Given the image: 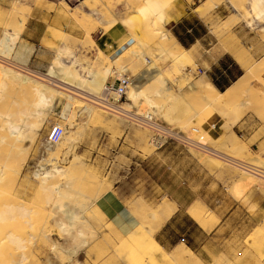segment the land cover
I'll return each instance as SVG.
<instances>
[{
	"label": "rangeland",
	"instance_id": "1",
	"mask_svg": "<svg viewBox=\"0 0 264 264\" xmlns=\"http://www.w3.org/2000/svg\"><path fill=\"white\" fill-rule=\"evenodd\" d=\"M83 1L79 0L74 6L71 5L74 8L73 11L61 0V6L67 15L72 17L78 34L73 35L68 31V34H64L50 30L52 38L60 41L62 46L65 45V49H60L59 44H49L55 48L54 57L61 53L62 59L67 63L63 64L68 66L72 73H81L79 75L86 78L89 76L87 73L89 70L108 69V80L111 77H118L115 72L121 71L123 66L133 62L131 72H127L131 73V76L133 75V86L146 85L147 88L144 90L148 94L152 91L153 101L151 104H146L141 101L142 99L138 100L134 105L137 112L140 109L145 111L144 113L149 112L156 117L153 111L161 109L163 113L157 114L155 119L162 125L182 132L184 137L198 141L233 159L264 168V73L250 77L249 70L264 59V53L253 57L256 47L255 38L257 39L256 43L260 44L261 40L264 45V36L260 37L258 30L249 27V25H254L253 17L256 15L255 12L250 14V10L245 5L247 0L232 1L231 5L235 6H233L234 11L227 0H213L214 3L210 0L212 2L205 4H203L205 0H188L192 2V9L200 6L195 13L205 15L202 18L211 28L208 42L209 46L214 48L213 51L222 53V43L234 44L235 38H238L241 47L244 48L241 52L237 46H232L236 56L241 52L247 58L245 59L246 73L244 76L246 79L245 93L240 96L241 99L238 97V100L247 101L251 106L247 105V108L242 107L237 110L241 116L234 125L230 124L235 117V114L232 113L234 110L229 111L227 107L219 106L204 107V103L198 95V97H193L194 93L186 92L188 85L194 83L201 75L194 63H185L182 59H186V57L174 59L169 55H164L165 57L160 59L156 54L159 55L161 52H152L148 49L156 39L158 40L159 32L167 30L166 27L171 28L172 20L177 17L172 14L181 7V0H88L82 5ZM37 3L38 0L14 1L8 13L7 22L0 32L4 34L2 36L4 42L2 45L0 44V55L7 58V62L0 63V65L18 72L21 71L22 74H32L31 77L36 80L38 78L36 76L46 74L49 67L42 72H36L26 67L18 70L12 54L22 32L23 24L21 23H25L29 13L26 4L30 7ZM79 4L81 6H78ZM142 7L146 9L142 11ZM235 8L239 12L241 11L240 13L244 14L247 19L244 20L245 18L241 19L236 16ZM130 16L135 17L134 20ZM125 17L128 19L124 26L121 24V18ZM259 21L263 22L264 20ZM118 29L124 34L116 40L112 38V32ZM236 30H242L238 37L234 34ZM8 39L11 40L8 41ZM209 46L208 48H210ZM170 47L171 43L168 42L165 48L169 49ZM118 49H120V53H117ZM242 55L238 57L239 61H242L243 58L240 59ZM261 56L263 57L261 58ZM144 59L149 63H146ZM156 72H160L172 86L173 95L183 91L178 102L168 104L156 93L155 90L161 87L160 83L153 80V75ZM37 73L39 74L37 75ZM148 82L152 84L149 85ZM9 94H6V97H0L1 111H6L11 103L8 96L11 97L12 94ZM64 98L57 96V103L54 104L53 110L46 117L45 122L38 128L39 133L34 137L32 145H28L23 151L15 152L12 161L11 159L8 161V168L5 170L8 180L14 179L19 172L20 175L15 189H13V185L11 186L12 183L8 184L11 187L7 185L11 194L8 195L10 198L8 196L5 198V201L13 205L16 196L24 201L26 210L29 209L32 212L26 217H19L23 211H16L12 207L4 208L5 211L2 209L1 213L4 211V215L0 217L2 218L0 223H7L5 226H8L4 227V232L11 230L15 236H21L23 247L18 248L14 244L8 243L10 248L2 249L1 256L6 258L12 252H15L16 255L23 253L27 257L25 264H49L46 259L48 258L46 256L48 249L44 248L39 234L40 230L52 226L49 222L52 221V218L46 209L53 203L54 197L52 191L42 189L39 180L33 176V173L46 168L50 153L55 151L59 164L63 166H69L75 162L78 164L77 175L73 180L76 194L70 195L67 200H64L65 202L77 206L86 205L96 195L103 196L107 191H118L121 197L129 198L131 201L144 199L150 207H155L164 200L171 201V196L183 202L192 199L201 200L206 205H194L191 208L200 207L206 211L211 225L217 223L215 213L225 216L222 238L235 240V242L226 245H231L232 248H241L244 253L247 252L245 264H264V232H259L261 226L264 225V192L260 185L257 186L258 183H255V186L254 184L250 185L249 189H244L246 191L242 192L243 195H241L242 193L235 195L234 184L241 179L240 176L242 179L248 177L243 176L242 170L200 151L194 145L169 142L157 149V146L152 143L153 131L151 129L141 127L142 125L139 127L135 123H130L126 118L111 114L99 107L97 109L99 117H92L80 122L75 115L74 105ZM186 107L187 110H185ZM20 109L22 107L13 106L9 111L21 114ZM190 109H194V112ZM54 124L65 128L70 136V141L59 140L54 145L48 143L47 137ZM236 125L245 127L248 135H242L243 131L234 128ZM207 126L211 131L206 128ZM2 149L10 150L6 145ZM66 153L68 154L66 155ZM66 157L70 160L66 161ZM104 188H106V192ZM18 212L19 215H17ZM97 212L91 215L95 221L94 229L98 233L100 232L96 243H91L71 261L67 262L66 260L65 264H74L75 262L77 264H116L121 258L118 255L123 254L124 248L117 246L116 242L118 241L114 239L115 236L110 234L111 231L108 232L110 228L99 220L104 216L102 214L98 216ZM43 213H47L49 216L46 218ZM11 215L15 217L13 221L9 220L13 218ZM103 235L107 237V241ZM122 241L123 239L119 241L120 245ZM219 245V243L215 244L217 248ZM226 245H223L221 250ZM149 260L150 263L155 264L154 260ZM218 261L236 264L226 257L215 259L212 264H220L215 263Z\"/></svg>",
	"mask_w": 264,
	"mask_h": 264
},
{
	"label": "bare ground",
	"instance_id": "2",
	"mask_svg": "<svg viewBox=\"0 0 264 264\" xmlns=\"http://www.w3.org/2000/svg\"><path fill=\"white\" fill-rule=\"evenodd\" d=\"M86 1L88 0H84L83 2H81V4L84 5ZM212 1H208V2H212ZM212 3H214V1ZM164 4H166V2H164ZM212 7L214 6L212 5ZM144 9L146 8L142 7V11H144ZM197 11L198 9L196 10V12ZM240 12L237 10L236 16H238L239 18L241 17V19L245 18L244 20H246L247 17H245L244 14H241ZM134 18L135 17H133V20ZM121 19H122L121 24L124 25L128 17L121 18ZM262 19L263 18H261L258 14L253 18V20H262ZM245 23L247 24V22ZM256 23L254 25H249V27L254 28V29L259 28V24L261 22H256ZM21 24H24V23H21ZM11 39H8V41H10ZM3 42H4V37L0 39V44L2 45ZM168 42L171 43V47L169 49H166L165 46L168 44ZM148 49L151 50L152 52L154 51L161 52L159 55L156 54V56L159 57L160 59L164 58L165 57L164 55H169L170 57H173L174 59H182V58H185L187 55L184 49L180 47V45L175 41L173 35H171L168 30H162L161 32H159L158 40L156 39L154 41V44L149 46ZM60 55L61 54L57 56L53 65L50 67L49 71L46 74L38 75L39 73H37L38 75L36 76L38 77L37 80L36 78L31 77L32 74H29V73L22 74L20 73L21 71L18 72L17 70H13L12 68H8L6 66L0 65V97H6V94H9V93L12 94L11 97L7 95L11 101V103L7 107V110L6 111L0 110V119H1V123H0V217L4 215V211H5L4 208L9 209L12 207L13 209H16V211L17 210L23 211L22 212L23 214L21 215H19V212H18L17 215H19V217L20 216L26 217L28 216L29 213L32 212L29 209L26 210L27 207L26 208L24 207L25 206L24 201L22 199H19L16 196H15V201L13 205L11 203L10 204L6 203L5 198L11 194L10 188L7 189V187L10 185V183H12L11 186L13 185L12 187H14L13 189H15L20 172L17 173L14 179L8 180L7 176H5V170L8 168V165H7L8 161L10 159L12 161V159L15 157V152L23 151L24 148L28 147V145H32L35 139L34 137L37 135V133H39L38 128L40 127L41 124L45 122L46 117L53 110L54 104L57 103V96H63L68 101L72 102V104L74 105L76 109L75 115L77 116V119L80 122L86 121L92 117L93 118L99 117L100 114L97 113L98 107L101 109H104L105 111L111 114H114L117 116L120 115L121 117L126 118L130 123H135V125L139 127L141 126V124L138 121H136L138 120L136 119V117L141 118V117H144L145 115L149 116V114H151L149 112L144 113L145 111L143 112L142 110L138 108L137 109L139 110V112H137L136 109H134L135 108L134 105L136 104L138 100L142 99L141 101H144L146 104H149V103L151 104L153 102L151 99L152 91L148 94L146 90H144V88H147L146 85L140 87V86H135V85L133 86V83H132V85L127 91L126 101L122 102L118 107H114V108L104 107V105H102V103L100 102V99L102 96V89L109 78L108 69L101 71V72L98 71L96 75H94L91 78H85L77 74L76 72L72 73L68 67L64 66L61 63ZM240 55H242L241 52L238 53L237 57H239ZM1 56L2 55H0V63H6L7 58L5 59ZM144 56H146V53H144ZM243 57L244 55H242L240 59H242ZM123 67L124 68L121 69V71L117 73L115 72V74H117L118 77L128 76L132 79L133 75L131 76V73L129 74L127 72H129L131 70V67H133V62H129ZM249 70H250V77L251 76L255 77L261 73H264V59L261 60L257 65H255L253 68ZM134 72L136 73V71ZM156 74L161 76V73L156 72L153 75V80L155 82L161 83L160 84L161 87L155 90L156 93L160 95L159 97H161L162 99H165L164 101L168 104L172 102L174 103L178 102L183 95V91L180 94H177V95L174 94L175 95L174 96L172 92V86H170L167 80H165L163 77H161L162 80L159 81L160 77L159 78L156 77ZM244 76L240 80H238L236 84H234L232 87H230L224 92L217 91L212 86L211 83L204 81V80L200 82L198 81V82L191 83L190 85H188L189 87L186 92L196 93L201 98L202 102L204 103V107H207V106L218 107L219 106V107H227L229 111L234 110V112L232 113L235 114V115L233 114L235 117L230 123L231 125H234L241 116V113H239V111L237 110L239 108L241 109L242 107L244 108L247 105L248 106L250 105L249 103H247V101L242 102L238 100V97L240 98V96H242L245 93L244 87H245L246 79L244 78ZM13 106L22 107V109H20L21 114L11 113L9 110ZM140 113H143V114H140ZM153 113L157 117V114L160 115L163 113V111L159 109V110H154ZM141 127H146V126H141ZM186 139L191 146L194 145L200 151H203L205 147V149L207 148L210 150L208 152L206 151L208 154L214 155L212 153L214 149L212 148L210 149L207 146L203 145L202 143L195 141V140L188 139L187 137ZM59 140L63 142L70 141V136L68 135V132L65 131V128L63 127H62V132L58 136L55 144H57ZM47 141H48V137H47ZM24 143L25 145H23ZM48 143L50 142L48 141ZM50 144L54 145L53 143H50ZM5 145L8 146L10 150H7V151L3 150L2 148ZM54 152L55 151L50 153L51 156L48 160L47 167L41 170H36L33 173V176L39 180L40 182L39 184L42 186V189L46 191H52V194L54 197L52 201L53 203L51 202L52 204H50L49 207H47L46 209V211L52 218V221H49L50 225L52 226H50V228L48 229L45 228V229L40 230V234H39L40 235L39 237H41L42 239V244L44 248L48 249V253L46 255L48 258L46 259L49 262V264H65L71 261L77 255H79V253L83 249L87 248L91 243H96L95 241L97 237L99 236L100 232L98 233L96 229H94L95 221L92 219L91 215L96 214L97 211L100 212V208L97 207L95 203L102 195L101 194L98 196L96 195V197L90 200L88 204L82 205V206H77V205L65 202L64 200H67V198L70 195L76 194L74 191L75 184L73 180H74V177L77 175V169H78L77 165L78 164L75 162V163H71L69 166H63L59 164L58 157L55 155ZM215 152L218 153V151H215ZM67 154L68 153H66V155ZM223 156L229 158L228 155L223 154ZM225 157H223V159H226ZM67 159L69 158L66 157L65 160L67 161ZM230 159H233V158H230ZM230 159L222 160V162H225L226 164H229L233 167H236L239 170H242L243 176L245 175L248 176L246 179H242V176H240L241 179L234 184L233 192L235 195L241 194L242 192L244 193L246 191V190L244 191V189L246 188L249 189L248 187H250V185L253 186V184L255 186V183L256 184L258 183L257 186L260 185V187L262 188V191L264 192V184H263L264 179H261L258 176L252 175L248 173L247 171L241 169L240 167L233 164V161H231ZM213 161H215V159H213ZM105 189L106 188H104V190ZM243 193L241 195H243ZM239 198H240V195H239ZM129 208L131 212L136 217H138L142 223H141V227H139L137 230L131 233L128 237H121L120 236L121 234L118 233V231L114 230L113 226L111 225L112 223L110 224L106 220L105 217H102V219H99L103 221L105 224H107V226L110 228V230L108 229V232L111 231L112 233L110 232V234L115 236L114 239L118 241L116 242L118 244L117 246L119 247L122 246V248H124L123 249L124 251H122L123 254L121 253L122 255H118L121 257L120 260L124 264H152L149 262L150 261L149 259L154 260L155 264H202L203 263L196 256V254L184 244L175 247L170 252H167L163 250L162 247L154 240V235L157 232V230L160 229L176 212L177 207L174 202L169 201L168 199V200L162 201L155 207H150L144 201V199L143 200L138 199V200L133 201L129 205ZM2 209H4L3 213H1ZM9 211H12V210H9ZM88 211L90 212L88 213ZM98 212H97L98 216L102 214L101 212L100 213ZM189 212L202 225L205 226L207 224L208 214L206 211L202 210L200 207H194V208H191ZM32 214H35V213H32ZM43 214L44 216H46V218L49 216L47 215V213H43ZM11 217L13 218H10L9 220L13 221L15 217L12 215ZM0 219L2 220V218ZM31 221L29 222L31 223ZM5 225H7V223L6 224L0 223V251L7 247L10 248L8 243L14 244L18 248L23 247L22 245L23 238L19 235L15 236V233L12 232L11 230L8 232H4L5 230L4 227H6ZM25 225H27L28 227H31L28 224H25ZM144 225H147V226L145 227ZM259 232L261 233L264 232V225L261 226V231ZM7 235L9 236L6 237ZM104 235H103V238H105L106 240L105 239L104 240L107 241V237H104ZM120 238L123 239L121 245L119 242L121 241ZM100 244H101V240H100ZM17 255L15 252H12L10 255H7L5 258L4 256H1L0 254V264H25V261H27V257L23 253L21 255L20 254L18 256ZM222 262L218 261L215 263L231 264L228 261L223 262V263ZM74 264H77V262H75Z\"/></svg>",
	"mask_w": 264,
	"mask_h": 264
},
{
	"label": "crops",
	"instance_id": "3",
	"mask_svg": "<svg viewBox=\"0 0 264 264\" xmlns=\"http://www.w3.org/2000/svg\"><path fill=\"white\" fill-rule=\"evenodd\" d=\"M14 1L17 0H0V32L3 25L7 22L8 13L11 10ZM63 1L70 7L79 2V0ZM208 1L210 0H205L203 4ZM234 1L240 2L243 0ZM227 2L234 11L233 6L231 5L232 0H227ZM245 5L250 10V14L255 12V15L258 14L263 18L262 20H264V0H247ZM180 6L181 7L172 14L177 17L175 20H172L171 28L169 29L168 27H165L170 34L173 35L175 41L180 47H182L187 53L186 60H182H184L185 63H194L200 71L201 75L195 80V82L204 80L211 83L217 91H226L236 84L246 73L245 59L247 58L243 57L242 61H239L234 53L235 49H233L232 46H237V49L240 51L244 48L241 47L238 38H235L234 44L232 43L230 45L228 42L222 43V53L213 51L214 48L210 47L208 42L211 28L202 18L205 15L195 13L200 6L192 9V2L188 0H181ZM26 8L29 9V13L23 24L22 32L14 48L12 58L18 64L36 72H42L48 67L49 70L57 56L61 54L58 53L57 56L54 57L55 48L49 44H59L61 46L60 49H65V45L62 46L60 41L52 38L50 30L53 32H62L64 34H68V31L73 35H77L78 30L73 25L72 17L67 15V12L61 6V0H38L37 4L30 5V7L26 4ZM71 9L74 11L73 7H71ZM256 22L260 21L253 20L254 24ZM103 25H105V23H103ZM255 29L258 30V35L260 37L264 36V21L259 24V28ZM241 33L242 30H236V32H234L237 37ZM123 34L124 33L118 29L112 32V38L117 40ZM3 35V33H0V38ZM256 42L257 39L255 38L254 44L256 47L255 51H253V57H258L259 54L262 55L264 53V45L262 41L260 40V44ZM208 46L210 48H208ZM263 56H261V58ZM60 57L61 63L67 64L62 59L61 55ZM144 61L149 63L146 59H144ZM76 71L79 73L78 70ZM97 72L98 71L95 70L87 71L89 74L87 78L93 77ZM156 77L161 78L162 75L160 76L156 74ZM161 80L162 79L159 81ZM148 83L149 85L152 84L151 82ZM181 92L182 91H180L179 94ZM194 94L197 96L196 93ZM185 110H187V107ZM190 110L194 112V109ZM206 128L209 129V126ZM234 128L243 131L244 134L242 135H248L245 127H239V125H236ZM209 131H211V129H209ZM170 200L176 204V212L154 235V240L163 250L171 251L175 247L184 244L205 264H212L215 259L226 256V258L236 264H245L247 262V252L244 253L241 248H232L231 245H226L235 242V240L222 238L224 232L223 226L225 224L224 215H218L215 213L217 223L211 225L209 221H207V224L204 226L189 212L190 208L194 205H206L202 203L201 200L192 199L183 202L172 196ZM133 201L135 200L131 201L129 198L124 199L119 195L118 191H109L96 202V206L100 208L103 216L110 224L112 223L111 225L114 230L118 231V233L121 234V237H128L141 226L140 219L136 217L129 208V205ZM217 243L220 244V249L219 246L218 248L215 246ZM223 245L226 246L221 250ZM116 264H123V262L119 259Z\"/></svg>",
	"mask_w": 264,
	"mask_h": 264
},
{
	"label": "built area",
	"instance_id": "4",
	"mask_svg": "<svg viewBox=\"0 0 264 264\" xmlns=\"http://www.w3.org/2000/svg\"><path fill=\"white\" fill-rule=\"evenodd\" d=\"M117 53H120V49H118ZM14 64L18 70H20L19 68L22 69L25 68L24 66L18 64L17 62H14ZM132 83H133L132 79L128 76L111 77L105 83L102 89V96L100 102L102 103V105H104V107H108V108L118 107L123 102V100L126 99L127 91L132 85ZM136 119H138L136 121H138L142 126H146L153 131L152 143L157 146V149L162 148L168 142H177L181 144L190 145L186 137H184L183 133L176 132L175 130H172L169 127L162 125L151 114H149V116L145 115L144 117L141 118L136 117ZM61 132H62V127L59 124H54L53 126H51L50 132L48 134V141L50 143L55 144ZM206 151L208 152L210 150L207 148L205 149L204 147L202 152L207 153ZM215 151L217 150L212 151V153L214 154L212 156L214 157H217L221 160H226L231 158V157L227 158L223 156V154L220 153V151H218V153ZM223 157H225L226 159H223ZM230 160L233 161V164L247 171L248 173L258 176L261 179H264L263 167L259 165H254L253 163L252 164L247 163L246 161H240L237 159L236 160L230 159Z\"/></svg>",
	"mask_w": 264,
	"mask_h": 264
}]
</instances>
